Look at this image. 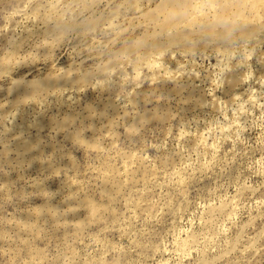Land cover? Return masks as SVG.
Here are the masks:
<instances>
[{
	"label": "rangeland",
	"instance_id": "obj_1",
	"mask_svg": "<svg viewBox=\"0 0 264 264\" xmlns=\"http://www.w3.org/2000/svg\"><path fill=\"white\" fill-rule=\"evenodd\" d=\"M0 264H264V0H0Z\"/></svg>",
	"mask_w": 264,
	"mask_h": 264
},
{
	"label": "bare ground",
	"instance_id": "obj_2",
	"mask_svg": "<svg viewBox=\"0 0 264 264\" xmlns=\"http://www.w3.org/2000/svg\"><path fill=\"white\" fill-rule=\"evenodd\" d=\"M157 72V71H156ZM159 73V72H158ZM162 74V73H161Z\"/></svg>",
	"mask_w": 264,
	"mask_h": 264
}]
</instances>
